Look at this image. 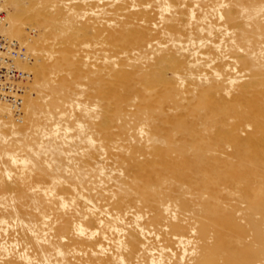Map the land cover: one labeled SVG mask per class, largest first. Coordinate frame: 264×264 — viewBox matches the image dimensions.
Returning <instances> with one entry per match:
<instances>
[{"label":"rangeland","instance_id":"obj_1","mask_svg":"<svg viewBox=\"0 0 264 264\" xmlns=\"http://www.w3.org/2000/svg\"><path fill=\"white\" fill-rule=\"evenodd\" d=\"M25 1L1 10L32 77L23 121L0 112V264H264V188L224 181L218 200L234 240L221 239L202 212L208 191L152 172L153 143L166 145L153 133L161 114L146 110L159 111L160 98L178 115L211 84L227 100L241 84L264 99V0ZM126 24L141 32L128 46L116 36ZM113 84L128 99L104 97ZM215 124L219 170L241 169L228 126L198 127L209 137Z\"/></svg>","mask_w":264,"mask_h":264},{"label":"bare ground","instance_id":"obj_2","mask_svg":"<svg viewBox=\"0 0 264 264\" xmlns=\"http://www.w3.org/2000/svg\"><path fill=\"white\" fill-rule=\"evenodd\" d=\"M3 2L4 0H0V10L4 9ZM27 2L35 6L38 5L39 1L28 0ZM49 4L50 1L48 0L40 2L42 8L47 7ZM14 29L15 23L12 18L8 21L5 20L4 16L0 33L3 35L12 34ZM140 33L139 30L135 31L133 27L126 24L119 33H116V36L125 46H128L140 41ZM16 59L19 60L20 58ZM30 60L31 58H28L23 62ZM225 67L230 69L231 65L227 64ZM234 69L238 70L237 67H234ZM215 72L216 77L221 79L223 73L218 68ZM147 80L151 86V77H148ZM237 80L238 78L234 75L224 79L231 86L235 85ZM100 89L104 97L111 96L117 99L119 103L128 99L127 95L117 87V84H113L110 87L111 90L108 91L102 86ZM236 89L235 93H229L231 98L227 100L218 94L220 90L218 85H208L203 88L200 95L194 97L192 103L186 106L179 105L182 112L178 115L167 114L164 109V100L160 98L156 100V105L160 107L159 111L156 112L154 108L149 106L146 109H149L148 111L151 114H157L158 112L161 114L162 121L153 128V133L156 137L155 141L163 140L166 145L161 147L157 143H153L151 154L153 156L152 163L154 162L155 166L152 172L156 173V176L162 174L177 175L181 180H188L195 189H201L202 187V191H208L211 197L205 200L202 199V212L211 214L213 220L221 226L219 237L227 239L229 242L234 240L233 226L229 215L224 211L221 202L218 200L219 195L224 191V181L229 179L232 182V189H241L242 183L248 189L253 186L258 190L264 188V99L261 98L259 93L251 94L247 84H241ZM151 99L145 97L148 102H151ZM3 106L8 107L16 122L23 121L24 107L23 115L17 118L7 104L0 105V112H5L6 107ZM231 117H235L234 122L230 121ZM215 120L221 125L228 126L229 137L234 142L232 156L239 160L240 164L238 166L241 169L236 168L231 161H227L224 162L225 171L219 170L214 152L218 147L223 148L225 145L214 131L217 129L216 124L208 126V129L213 133V136L209 137L198 127L199 123L208 125L209 122ZM247 127L250 130L247 131L246 136H243L241 132ZM56 129H61V125H56ZM70 129L69 126L66 127V130ZM149 140L152 139L149 138ZM167 178H170V176ZM167 178L165 177L164 180ZM168 180L170 181V179ZM149 185L148 180L142 179L140 181V194L143 195L146 201L151 199L152 190ZM238 242L243 244L241 236L238 237Z\"/></svg>","mask_w":264,"mask_h":264},{"label":"built area","instance_id":"obj_3","mask_svg":"<svg viewBox=\"0 0 264 264\" xmlns=\"http://www.w3.org/2000/svg\"><path fill=\"white\" fill-rule=\"evenodd\" d=\"M4 11L0 10V29L4 20ZM31 58L17 40L0 33V105L7 104L15 117L23 115L25 83L32 77L20 69L17 59Z\"/></svg>","mask_w":264,"mask_h":264}]
</instances>
